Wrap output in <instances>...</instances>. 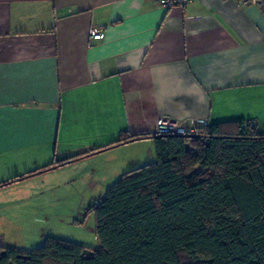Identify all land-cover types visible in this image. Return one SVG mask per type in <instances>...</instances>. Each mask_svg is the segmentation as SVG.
I'll return each instance as SVG.
<instances>
[{"label": "crops", "instance_id": "0c3cea01", "mask_svg": "<svg viewBox=\"0 0 264 264\" xmlns=\"http://www.w3.org/2000/svg\"><path fill=\"white\" fill-rule=\"evenodd\" d=\"M93 24L105 28L104 40L91 41ZM161 117L196 127L252 121L264 132L259 7L243 0H193L184 9L155 0H0V185L49 174H90L92 189L104 174L117 180L155 162V144L111 145L123 134L157 133ZM102 162H112L110 172ZM82 239L67 240L90 247ZM6 243L0 234V246Z\"/></svg>", "mask_w": 264, "mask_h": 264}, {"label": "trees", "instance_id": "16d2710c", "mask_svg": "<svg viewBox=\"0 0 264 264\" xmlns=\"http://www.w3.org/2000/svg\"><path fill=\"white\" fill-rule=\"evenodd\" d=\"M145 138L155 162L123 174L91 206L99 247L58 237L31 251L1 245L0 264H264V132L224 122L185 135L123 134L111 146Z\"/></svg>", "mask_w": 264, "mask_h": 264}, {"label": "rangeland", "instance_id": "374dc122", "mask_svg": "<svg viewBox=\"0 0 264 264\" xmlns=\"http://www.w3.org/2000/svg\"><path fill=\"white\" fill-rule=\"evenodd\" d=\"M104 163L110 172L112 162ZM89 175L77 174L68 180L49 174L8 187L0 185V234L5 236V246L31 251L48 237H74L84 238L91 248L99 247L91 206L119 179L110 180L104 174L106 179L92 189Z\"/></svg>", "mask_w": 264, "mask_h": 264}, {"label": "built area", "instance_id": "2783aa9c", "mask_svg": "<svg viewBox=\"0 0 264 264\" xmlns=\"http://www.w3.org/2000/svg\"><path fill=\"white\" fill-rule=\"evenodd\" d=\"M159 5L167 8L187 7L193 0H155ZM244 3L252 4L259 7L264 13V0H243ZM91 41H101L106 38V30L104 27L93 24L89 30ZM196 126H188L183 122L176 121L169 117H161L157 121L158 133H175L179 135L192 134L195 132Z\"/></svg>", "mask_w": 264, "mask_h": 264}]
</instances>
